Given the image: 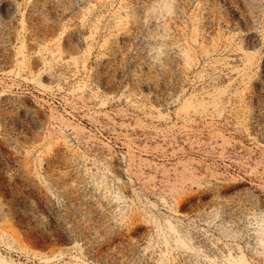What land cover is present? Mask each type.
I'll list each match as a JSON object with an SVG mask.
<instances>
[{
    "label": "rangeland",
    "instance_id": "1",
    "mask_svg": "<svg viewBox=\"0 0 264 264\" xmlns=\"http://www.w3.org/2000/svg\"><path fill=\"white\" fill-rule=\"evenodd\" d=\"M0 264H264V0H0Z\"/></svg>",
    "mask_w": 264,
    "mask_h": 264
}]
</instances>
